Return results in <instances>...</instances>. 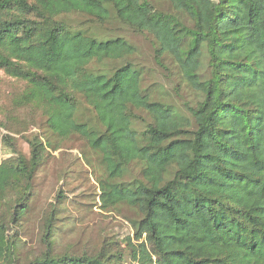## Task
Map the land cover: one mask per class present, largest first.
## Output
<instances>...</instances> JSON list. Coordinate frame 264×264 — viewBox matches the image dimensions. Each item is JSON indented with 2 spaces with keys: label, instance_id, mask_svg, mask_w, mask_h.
<instances>
[{
  "label": "trees",
  "instance_id": "obj_1",
  "mask_svg": "<svg viewBox=\"0 0 264 264\" xmlns=\"http://www.w3.org/2000/svg\"><path fill=\"white\" fill-rule=\"evenodd\" d=\"M109 24L147 37L193 99L144 86L134 44L95 31ZM0 69L22 83L15 108L87 142L100 208L136 213L132 236L53 254V208L46 250L21 264H264V0H0ZM26 140L28 156L0 134V264H18L34 174L59 146Z\"/></svg>",
  "mask_w": 264,
  "mask_h": 264
},
{
  "label": "rangeland",
  "instance_id": "obj_2",
  "mask_svg": "<svg viewBox=\"0 0 264 264\" xmlns=\"http://www.w3.org/2000/svg\"><path fill=\"white\" fill-rule=\"evenodd\" d=\"M83 17H70L77 23ZM109 31L96 28L98 35H120L136 47L133 61L143 72V85L155 95L161 96L181 108L184 100H192L188 91L174 92L178 80L175 75L159 66L153 56V47L147 37L134 33L118 24H109ZM22 89V83L9 77L0 69V134L14 137V145L24 156L29 155L27 138L36 134L43 141L49 138L52 145H59L44 153L32 181L33 189L29 208L18 228L21 239L19 262L24 263L46 250L43 228L46 215L55 208L51 252L53 254L92 252L98 249L104 238L122 239L132 236L130 219L136 213L122 205L110 210L100 208L99 182L104 175L87 142L72 136L62 142L54 140L46 132L41 119H34L26 109L15 108L12 99ZM2 125H6L8 130ZM1 146L0 159L11 156ZM128 179V177H124Z\"/></svg>",
  "mask_w": 264,
  "mask_h": 264
}]
</instances>
